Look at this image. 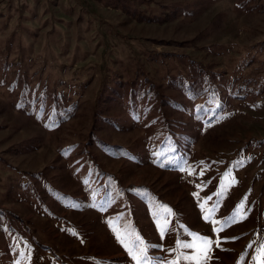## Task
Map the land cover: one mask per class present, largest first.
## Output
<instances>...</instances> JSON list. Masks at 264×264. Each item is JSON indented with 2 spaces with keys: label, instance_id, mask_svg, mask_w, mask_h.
Here are the masks:
<instances>
[{
  "label": "rangeland",
  "instance_id": "rangeland-1",
  "mask_svg": "<svg viewBox=\"0 0 264 264\" xmlns=\"http://www.w3.org/2000/svg\"><path fill=\"white\" fill-rule=\"evenodd\" d=\"M196 235L207 264L264 242V0H0V264L170 262Z\"/></svg>",
  "mask_w": 264,
  "mask_h": 264
},
{
  "label": "snow or ice",
  "instance_id": "snow-or-ice-1",
  "mask_svg": "<svg viewBox=\"0 0 264 264\" xmlns=\"http://www.w3.org/2000/svg\"><path fill=\"white\" fill-rule=\"evenodd\" d=\"M19 106V105H18ZM248 159H251V157H248ZM241 164L242 166V161L237 162ZM191 174V171L189 172ZM203 175V171L200 173ZM233 181L238 183V181H235V178H233ZM197 187H201L198 185ZM193 195H198V193H194ZM166 207V206H165ZM203 208V204L201 205ZM215 207V206H214ZM242 204L237 205V209L234 210L236 215H239L240 219L246 218V213H243V215H240L242 212ZM170 212V210H168ZM212 214V210H206L204 218L205 220L209 219V216ZM238 222L236 220V216H230L226 217L224 221L222 222V226L220 228H215L213 231L219 232L223 230V227L228 226L230 223ZM214 224H221L220 221H213ZM165 230L162 228L161 229V237L163 238ZM118 239H120V242L123 244L124 241L121 239L120 235L117 236ZM231 239H236V238H231ZM215 243L217 247L220 246L219 240L213 241L212 239L206 237V236H199L196 235V240L193 243H184L180 240L176 241L177 249L183 247V248H191L194 249L193 253L191 255L188 254H180L177 256L176 260L170 261V262H162L160 259H155L154 264H178V261L183 259V260H191L194 261L195 264H207V261L211 259V251H212V245ZM127 247V245H125ZM252 245H248V247H251ZM141 251V258H138L135 253L129 250L130 255H132L133 259L137 261V264H142V262H146L148 260L147 256L143 255V249ZM253 262L256 264V262L259 260H264V242H262L257 248H256V255L253 256ZM239 264V262H238Z\"/></svg>",
  "mask_w": 264,
  "mask_h": 264
}]
</instances>
